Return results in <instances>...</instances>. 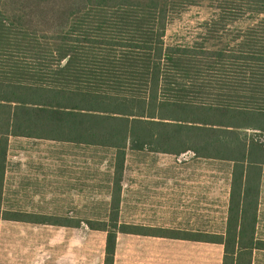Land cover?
<instances>
[{"label":"trees","instance_id":"trees-1","mask_svg":"<svg viewBox=\"0 0 264 264\" xmlns=\"http://www.w3.org/2000/svg\"><path fill=\"white\" fill-rule=\"evenodd\" d=\"M205 1L74 0L46 30L0 0V208L11 139L112 149V208L107 220L86 221L107 234L104 264H114L119 233L219 244L223 264H252L264 251V0H216L201 36L168 44L173 17ZM128 150L231 164L224 232L120 224ZM1 221L80 226L0 209Z\"/></svg>","mask_w":264,"mask_h":264},{"label":"rangeland","instance_id":"rangeland-1","mask_svg":"<svg viewBox=\"0 0 264 264\" xmlns=\"http://www.w3.org/2000/svg\"><path fill=\"white\" fill-rule=\"evenodd\" d=\"M73 1L5 0L3 8L8 14L24 11L35 26L52 30L61 24L65 6ZM215 2L206 0L179 11L167 26V43L189 44L201 36L203 23L214 15L210 5ZM114 154V150L107 148L13 138L8 149L0 209L8 213L46 215L71 225L80 223L79 227L27 224L51 232L62 229L79 232L80 237L77 234L73 239L76 244L72 250L66 246L69 239L50 238L51 252L105 257L107 234L90 230L86 221L107 220L115 185ZM231 169L229 163L204 161L193 153L173 156L128 150L117 194L119 223L132 231L223 233L228 218ZM262 179L257 223L260 240H264V174ZM21 224L24 223L6 221L3 227ZM190 245L193 244L189 240L160 241L157 236L119 233L115 257H161L160 251L165 248L167 252L172 250V255L182 257ZM204 247L199 249V254L223 256L221 245ZM254 257L264 259V251L255 252Z\"/></svg>","mask_w":264,"mask_h":264},{"label":"crops","instance_id":"crops-1","mask_svg":"<svg viewBox=\"0 0 264 264\" xmlns=\"http://www.w3.org/2000/svg\"><path fill=\"white\" fill-rule=\"evenodd\" d=\"M229 181H231V170ZM3 222L6 221L0 222V264H104L105 257H81L73 252L63 254L51 252L50 238L56 236L69 239L70 241L66 243V246H69L72 250L74 244H76L73 239L79 234L74 229L51 232L49 230L33 229V226L29 225L32 223L27 224L24 222H20L24 224L19 227L9 225V228L5 229ZM10 222L20 224L15 221ZM77 237H80V234ZM158 238L160 241L167 239L165 237ZM190 242L193 245L188 246L186 252L181 254L182 257H178L177 254L172 255L173 251L167 252L168 248H165L160 251L161 257H114V264H223V256L210 257L209 253L206 255L199 254V249L205 248L204 246H209L211 243ZM259 258L262 259V257H253L252 264H264V259L260 260Z\"/></svg>","mask_w":264,"mask_h":264}]
</instances>
